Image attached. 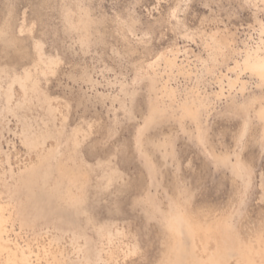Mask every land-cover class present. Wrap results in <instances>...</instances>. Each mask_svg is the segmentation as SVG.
<instances>
[{"label":"rangeland","instance_id":"1","mask_svg":"<svg viewBox=\"0 0 264 264\" xmlns=\"http://www.w3.org/2000/svg\"><path fill=\"white\" fill-rule=\"evenodd\" d=\"M257 54L264 0H0V264H264Z\"/></svg>","mask_w":264,"mask_h":264},{"label":"bare ground","instance_id":"2","mask_svg":"<svg viewBox=\"0 0 264 264\" xmlns=\"http://www.w3.org/2000/svg\"><path fill=\"white\" fill-rule=\"evenodd\" d=\"M257 52H258V50H257ZM254 54H256V52L253 53V56H254ZM250 56L252 57V55H250ZM260 56H258V54H257V56H255L254 58L247 60L246 63H244V65H246L245 66L246 68H248L249 70H251L252 72L256 73L258 76H260L261 78L264 79V57L262 58V55H260ZM248 58H249V56H248ZM243 262H244L243 264H251V262L247 259Z\"/></svg>","mask_w":264,"mask_h":264}]
</instances>
